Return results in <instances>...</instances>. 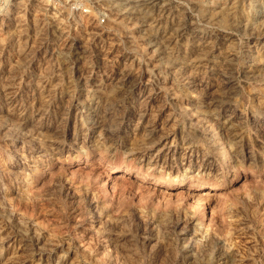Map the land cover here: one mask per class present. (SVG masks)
Segmentation results:
<instances>
[{
  "label": "rangeland",
  "instance_id": "rangeland-1",
  "mask_svg": "<svg viewBox=\"0 0 264 264\" xmlns=\"http://www.w3.org/2000/svg\"><path fill=\"white\" fill-rule=\"evenodd\" d=\"M82 1L2 0L0 264H264V0Z\"/></svg>",
  "mask_w": 264,
  "mask_h": 264
},
{
  "label": "bare ground",
  "instance_id": "bare-ground-1",
  "mask_svg": "<svg viewBox=\"0 0 264 264\" xmlns=\"http://www.w3.org/2000/svg\"><path fill=\"white\" fill-rule=\"evenodd\" d=\"M54 3L56 2V0H53ZM150 1H153V0H138V2L141 4V5H147L148 3H150ZM52 2V1H50ZM185 115L187 116L188 114H186V112L184 111ZM184 115V116H185ZM190 122V121H189ZM188 123V122H187ZM186 123V124H187ZM190 125V124H189ZM190 128V127H189ZM200 132V131H198ZM204 132V130H203ZM191 137L192 138H199L202 137L200 135H203V133L201 132L200 134H195V132L191 131ZM208 135V138L206 137ZM206 136L203 135V137L205 136V138H207V141H209L210 145L213 146L214 148H211V151L217 149L220 153H219V156H223V152L225 150V147L224 146L225 144L223 143L222 141V138H219L218 136H216L214 133L210 134L208 132ZM176 138V137H175ZM204 138V139H205ZM178 140H179V143L181 145V148L184 147L185 149H188V148H192V144L193 142L190 140V134H186L183 130L180 132L179 136H178ZM220 140V141H219ZM173 139L171 140V144L173 143ZM205 142V140H204ZM222 142V143H221ZM175 143V142H174ZM202 143V142H201ZM200 144V143H199ZM201 146V145H200ZM183 149V148H182ZM215 150V151H217ZM210 151V152H211ZM194 164V163H193ZM193 164L189 162V164L187 165V167L183 168V173H182V178L179 179V180H175V181H170L168 184H171L172 186H179L181 184H183V178H185V176L187 175V172L190 171V169L193 167ZM202 168L203 171L205 172V165L204 164H199L198 166V170ZM208 172V171H206ZM207 175H209V172L206 173ZM181 176V175H180ZM103 185L102 188H105L107 189V187L109 186V181L108 179H104L103 180ZM195 187L198 186V185H194ZM189 223V225L191 226V230H192V234L194 235L195 239H193V243L194 244H198L199 246L202 244V239H204V237L206 238V234H207V229L204 230V231H201L199 228L200 226V223L199 221L197 220V218H191L189 221H187ZM186 226V225H185ZM189 227V226H188ZM201 227V226H200ZM216 233V232H214ZM212 236V235H211ZM210 235L208 236V241L211 240L213 238V236L211 237ZM207 239V238H206ZM207 241V240H206ZM204 243V242H203ZM192 243H190L189 245H186L185 247V250L186 252H192ZM210 244V243H209ZM227 248H229V246H227ZM198 250V249H197ZM228 256V255H227ZM228 259V258H227ZM227 263H228V260H227ZM232 263V261H231ZM230 263V264H231Z\"/></svg>",
  "mask_w": 264,
  "mask_h": 264
},
{
  "label": "built area",
  "instance_id": "built-area-1",
  "mask_svg": "<svg viewBox=\"0 0 264 264\" xmlns=\"http://www.w3.org/2000/svg\"><path fill=\"white\" fill-rule=\"evenodd\" d=\"M56 1L64 2L68 6L69 11H71L72 13L87 14L89 12L86 4L82 0H56ZM2 11H3V3L2 0H0V14L2 13ZM100 21L102 23L104 22L103 19H101Z\"/></svg>",
  "mask_w": 264,
  "mask_h": 264
}]
</instances>
